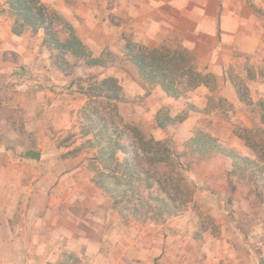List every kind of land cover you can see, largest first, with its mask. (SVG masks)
Returning <instances> with one entry per match:
<instances>
[{
	"label": "crops",
	"instance_id": "0c3cea01",
	"mask_svg": "<svg viewBox=\"0 0 264 264\" xmlns=\"http://www.w3.org/2000/svg\"><path fill=\"white\" fill-rule=\"evenodd\" d=\"M260 2L42 0L75 30L93 58L109 49L124 55L126 38L148 49H183L215 76L230 101L236 99L235 88L225 79V70L246 59L249 66L264 69V17L255 6ZM0 5L6 9L4 0ZM5 11L0 16V264H173L171 242L163 248L157 235L141 236L127 226L93 184L83 159L45 161L40 150L57 147L52 132L71 130L70 106L52 84L47 86L52 90L41 92L11 76L16 66L8 55L13 50L19 76L41 67L35 56L38 46L27 50L22 37L13 35ZM129 67L134 71L132 63ZM12 80L22 82L21 87H12ZM246 85L251 101H264L258 75ZM157 92L164 95L160 87ZM20 123L22 131L15 127ZM21 149L29 150L22 156Z\"/></svg>",
	"mask_w": 264,
	"mask_h": 264
},
{
	"label": "rangeland",
	"instance_id": "374dc122",
	"mask_svg": "<svg viewBox=\"0 0 264 264\" xmlns=\"http://www.w3.org/2000/svg\"><path fill=\"white\" fill-rule=\"evenodd\" d=\"M260 1L264 3V0ZM261 2L255 6L264 17ZM3 6L0 5V16L6 10ZM47 8L52 11L50 7ZM58 31V38L63 42L67 32L62 25ZM21 37L23 45L27 43V50L38 46L35 56L41 68L34 72L28 69L26 75L22 73L24 78L19 76L21 67L13 50L8 55L13 66H16L11 76L28 81L29 86L40 87L41 92L42 89L52 90L47 87L52 84L55 92L61 96L60 100L70 106L71 130L52 132V140L57 147L46 146L45 150H40L47 158L45 161L49 158L64 159L68 153L79 148L81 152L75 157L83 159L84 170L93 176L94 171L87 159H91L96 152L89 143L98 128L86 134L89 125L82 117L87 102L84 92L104 77L117 78L118 82L121 79L122 99L117 108L124 125L137 127L146 138L162 142L172 151L174 161L182 166L181 176L185 178L189 195H178L185 203L177 201L172 205L175 215H157L155 198L164 199L166 194L160 192L155 184L153 188H147V176L166 181L167 188L172 191L171 182L175 181L178 185L180 175L174 166L163 168L156 175L153 168L147 165L141 168L144 171L148 169L149 173L142 174L143 182L135 184L140 204L124 203L115 209L111 197L100 190L102 195L117 210L123 222L127 226L133 225V230H137L141 236L157 235L163 241V248L171 242L170 252L173 251L175 256L173 264H264V157L259 158V151L253 150L254 147L264 146V125L261 121L264 111L260 107L264 101H251L246 85L248 81L255 80L256 75L264 82V69L260 65L257 68L249 66L246 59L245 62H234L223 72L225 79L235 88L236 99L230 101L223 97L226 93L219 88L215 76L200 68L194 59L196 70L214 79L205 77L204 85L183 90L178 98H171L162 89L164 95L158 93L159 85L150 83L136 69L133 71L129 67L131 62L126 51L121 55L119 50V53L114 49L105 50L100 55L102 66L93 67H87L83 61L68 55L69 69L62 72L54 67L51 52L42 45L44 36L41 32L34 33L28 29ZM131 39L126 38L127 44ZM113 45L118 49L115 43ZM127 78L132 81H126ZM13 80L12 87H21L22 82ZM135 86L142 93L135 94L134 91L139 92V89L133 88ZM237 89L245 102L238 98ZM163 97L166 99L163 100ZM152 107H155V113L151 111ZM14 111L19 119L20 114ZM115 124L117 127L109 126L111 141L116 142L118 147L126 146L128 135L119 137L122 130L125 131L124 125ZM15 127L20 131L23 129L21 123ZM113 128L117 130L112 131ZM197 133L211 138L213 144L218 146V150L213 151L207 159H203L205 155L191 145ZM28 150L19 151L25 155ZM124 157L118 151V158L121 160Z\"/></svg>",
	"mask_w": 264,
	"mask_h": 264
},
{
	"label": "trees",
	"instance_id": "16d2710c",
	"mask_svg": "<svg viewBox=\"0 0 264 264\" xmlns=\"http://www.w3.org/2000/svg\"><path fill=\"white\" fill-rule=\"evenodd\" d=\"M4 4L6 5V14L11 19L13 35L21 36L28 29L34 33L41 32L44 36L42 45L51 52L50 56L57 70L65 72L69 69V63L66 60L68 55L83 61L87 67L102 66L100 57L93 58L76 35L75 30L59 14L50 11L42 3V0H4ZM61 25L67 32V38L63 42L58 38V27ZM126 49L130 62L139 74L150 83L159 85L165 94L171 98H178L183 90L204 85L205 77H211L198 72L193 56L183 49L172 50L165 47L148 49L132 42L126 45ZM179 88L183 89L180 90ZM236 92L238 98L245 102L241 91L237 89ZM84 95L87 102L82 110V117L89 125L86 134L93 131L94 128H98L97 133L89 143L96 152L91 159H87L94 171L93 184L108 194L113 200V207L118 209L124 203L140 204V197L137 195L135 184L143 180L142 174L147 175L149 173L148 169L144 171L141 166L147 165L149 168H153L156 175L163 168L168 166L173 168L174 166L180 176L178 175L179 179H177L178 185L175 181L171 182L172 191L167 188L166 181L160 178L153 180L147 176L145 181L148 182L147 188H153L155 184L160 192L166 194L164 199L155 198L157 215H175L176 211L172 205L177 201L184 204L185 202L178 198V195H189V188L185 184V178L181 176L182 166L179 162L174 161L175 155L172 151L164 143L146 138L137 127L124 125L117 108L122 96L121 86L116 78H102L90 86ZM260 107L264 111L263 103ZM261 121L264 125V112ZM116 122L124 125L125 131L122 130L119 137H123L124 134L128 135L129 141L126 146L118 147L116 142L111 141L112 133L109 132V126L117 127ZM159 126L162 125L159 123ZM116 130L113 128L112 131ZM262 133L264 134V132ZM191 145L205 155L203 159L209 158L213 151L218 150V146L213 144L211 138L198 133L191 140ZM254 148L253 150L259 151V156L257 155L259 158L264 157V146ZM118 151L126 158L120 160ZM79 152L81 150L77 148L68 153L67 156L75 157ZM27 156L34 157L32 154H27ZM148 210L151 209L148 208Z\"/></svg>",
	"mask_w": 264,
	"mask_h": 264
}]
</instances>
